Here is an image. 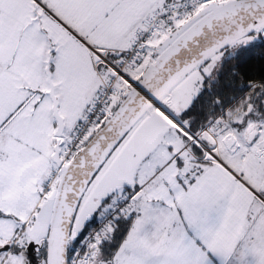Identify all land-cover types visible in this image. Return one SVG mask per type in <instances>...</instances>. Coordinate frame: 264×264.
<instances>
[{"label": "snow or ice", "instance_id": "6c2138e0", "mask_svg": "<svg viewBox=\"0 0 264 264\" xmlns=\"http://www.w3.org/2000/svg\"><path fill=\"white\" fill-rule=\"evenodd\" d=\"M256 48L264 0H0V264H264Z\"/></svg>", "mask_w": 264, "mask_h": 264}, {"label": "trees", "instance_id": "16d2710c", "mask_svg": "<svg viewBox=\"0 0 264 264\" xmlns=\"http://www.w3.org/2000/svg\"><path fill=\"white\" fill-rule=\"evenodd\" d=\"M233 63H236L235 61ZM241 71L254 79L264 76V49L256 48L242 55L240 60Z\"/></svg>", "mask_w": 264, "mask_h": 264}]
</instances>
